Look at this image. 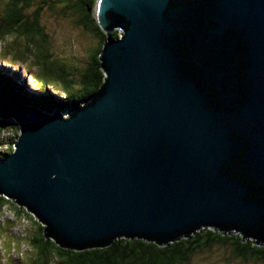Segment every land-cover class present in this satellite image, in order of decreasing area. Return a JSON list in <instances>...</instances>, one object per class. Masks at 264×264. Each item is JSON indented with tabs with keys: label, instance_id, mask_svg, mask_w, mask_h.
<instances>
[{
	"label": "water",
	"instance_id": "obj_1",
	"mask_svg": "<svg viewBox=\"0 0 264 264\" xmlns=\"http://www.w3.org/2000/svg\"><path fill=\"white\" fill-rule=\"evenodd\" d=\"M92 16L103 77L83 104L1 105L19 132L0 195L69 249L201 226L264 245V0H94Z\"/></svg>",
	"mask_w": 264,
	"mask_h": 264
},
{
	"label": "trees",
	"instance_id": "obj_2",
	"mask_svg": "<svg viewBox=\"0 0 264 264\" xmlns=\"http://www.w3.org/2000/svg\"><path fill=\"white\" fill-rule=\"evenodd\" d=\"M32 0H3L0 9V41L8 35L19 36L24 42L17 43L22 46L27 42L44 49L45 33L38 23L39 6L29 12L26 6ZM63 6L68 7L75 22L81 24L85 30L97 38L95 46L90 49L89 58L85 67L65 69L59 66L55 74V82L59 90L39 86L40 91L31 90L25 83H19L16 73L0 67V103H23L34 108L57 113L66 112L68 104L84 103L89 95L94 92L102 81L103 72L99 66V51L105 33L98 27L92 16L94 0H62ZM113 37L118 35V29L111 31ZM51 68L54 65L50 64ZM77 79H73V72ZM62 91V92H61ZM61 93V94H60ZM60 115V114H59ZM3 118L0 117V122ZM0 123V130H2ZM13 140V139H12ZM11 138L0 145L12 141ZM9 152L12 150L8 147ZM0 152V158L6 154ZM10 204L18 209H24L17 202L0 195V208ZM11 206V207H12ZM17 206V207H16ZM15 209V213L18 212ZM30 216L31 214L24 209ZM35 222V232L31 235V244L34 253L30 255L36 264H184L199 248H206L215 243L226 244L227 253L245 259L262 258L264 247L253 243L251 239L243 240L237 234L223 233L209 227H199L193 233L181 236L165 245H158L144 238H116L110 245L102 248L77 250L61 247L52 238L44 237V224L31 216Z\"/></svg>",
	"mask_w": 264,
	"mask_h": 264
},
{
	"label": "rangeland",
	"instance_id": "obj_3",
	"mask_svg": "<svg viewBox=\"0 0 264 264\" xmlns=\"http://www.w3.org/2000/svg\"><path fill=\"white\" fill-rule=\"evenodd\" d=\"M2 1L0 0V9ZM35 6H39L38 23L45 33L44 49L29 42L17 46V43L20 45L24 42L22 38L8 35L0 41V67L9 73H16L19 83H25L31 90L40 91L39 86L43 85L60 91L59 86L62 85L55 82L54 74L58 67L63 66L67 70L69 67H85L90 49L95 46L97 38L75 22L71 10L63 6L62 0H32L26 9L31 12ZM73 74V79L76 80L77 73ZM2 104L1 102L0 107ZM41 110L54 113L53 109ZM59 114L67 115L65 111ZM0 123L3 126L0 130V141L13 139L0 145V152L5 153L9 152V146L14 148L19 123L14 117L2 119ZM11 206L5 204L0 208V264H36L30 256L34 253V246L31 244V235L36 227L31 219L34 215L25 207L31 216L24 209ZM15 209L18 212L15 213ZM184 264H264V259L232 256L227 253L226 244L215 243L196 250Z\"/></svg>",
	"mask_w": 264,
	"mask_h": 264
},
{
	"label": "clouds",
	"instance_id": "obj_4",
	"mask_svg": "<svg viewBox=\"0 0 264 264\" xmlns=\"http://www.w3.org/2000/svg\"><path fill=\"white\" fill-rule=\"evenodd\" d=\"M118 32H119V30H118ZM60 88H61V87H60ZM48 89L51 90L50 88H48ZM18 132H19V126H18ZM17 134H18V133H17ZM16 136H17V135H16ZM15 138H16V137H15ZM11 151H12V150H11ZM11 151H10V152H11ZM8 153H9V152H6V154H8ZM6 154H5V155H6ZM3 156H4V155H3ZM3 156H2V158H3ZM0 159H1V158H0Z\"/></svg>",
	"mask_w": 264,
	"mask_h": 264
},
{
	"label": "flooded vegetation",
	"instance_id": "obj_5",
	"mask_svg": "<svg viewBox=\"0 0 264 264\" xmlns=\"http://www.w3.org/2000/svg\"><path fill=\"white\" fill-rule=\"evenodd\" d=\"M252 241H253V240H252ZM253 243H254V241H253ZM258 246H263V247H264V245H260V244H259ZM261 257H264V255H261Z\"/></svg>",
	"mask_w": 264,
	"mask_h": 264
}]
</instances>
